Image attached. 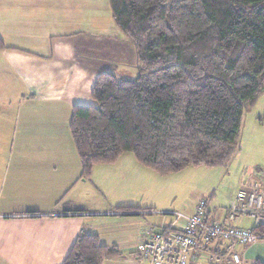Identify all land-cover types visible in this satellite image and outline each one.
<instances>
[{
	"label": "crops",
	"instance_id": "1",
	"mask_svg": "<svg viewBox=\"0 0 264 264\" xmlns=\"http://www.w3.org/2000/svg\"><path fill=\"white\" fill-rule=\"evenodd\" d=\"M74 1L0 0V36L6 44L0 48L3 66L0 85H5L6 94L12 90L9 102L16 101L17 106L0 102V118L16 117L8 126L4 125L7 121L0 119V264L64 260L82 233L97 234L102 242L118 246L121 253L105 258L103 264H146L141 262L144 260L140 256L141 244L174 219L168 221L166 216H156L175 210L156 192L140 194L141 187L130 167L138 166L135 160L122 155L117 162L109 164L111 171L118 169L122 173L116 171V176H109L110 186H106L98 173L83 178L75 153L71 152L73 160L65 151L55 150L58 140L46 135L53 134L49 131L51 121L62 119L64 126L69 122L73 106L90 99V89L104 72L112 71L124 77L138 73L136 50L123 32L114 37L103 35L102 29L108 24L99 23L102 11L97 13L100 20H96L94 14L88 15L82 8H70ZM109 5V0H104L101 9L106 16L113 17ZM93 29L98 33L92 35ZM8 70L14 73L20 87L11 86ZM83 84L88 86L86 90ZM67 129L66 125L62 132L69 144L73 138ZM62 154L65 159L69 157L74 170L70 180L81 181L90 191L108 189L116 193L117 197L106 200L108 207L93 209L90 199L64 200L71 191L67 187L46 188L47 181L55 180L61 169L58 162ZM259 181L264 183L259 178L247 185L251 187ZM231 200L224 210L215 207V216L207 208L208 219L225 222L235 198ZM197 204L189 206L185 214H193ZM234 223L253 226L246 214ZM229 245L228 239H222L207 248H199L187 264H197L203 257L215 260L210 264H224L223 257L231 255ZM233 251L240 255V264L264 262V239L243 248L237 244Z\"/></svg>",
	"mask_w": 264,
	"mask_h": 264
},
{
	"label": "trees",
	"instance_id": "2",
	"mask_svg": "<svg viewBox=\"0 0 264 264\" xmlns=\"http://www.w3.org/2000/svg\"><path fill=\"white\" fill-rule=\"evenodd\" d=\"M109 2L138 73L104 72L91 89L98 104L73 106L81 176L127 152L160 173L228 167L240 151L243 115L264 94V0ZM120 253L82 233L61 264H103Z\"/></svg>",
	"mask_w": 264,
	"mask_h": 264
},
{
	"label": "rangeland",
	"instance_id": "3",
	"mask_svg": "<svg viewBox=\"0 0 264 264\" xmlns=\"http://www.w3.org/2000/svg\"><path fill=\"white\" fill-rule=\"evenodd\" d=\"M101 6H104V0H75L73 5H70V8L74 7L80 10L82 8L85 12L89 14H94V19L100 20V11H102V20L99 23H107L108 27L103 30L104 33H107L108 36L114 37V34L120 32L122 34L121 29L117 26L113 17L106 16L105 10L101 9ZM45 7V6H44ZM46 11L49 12V9L46 8ZM109 5V10H110ZM111 13V10H110ZM76 13H74L75 15ZM79 24V23H78ZM78 29V27H77ZM100 30V31H102ZM98 30L93 29L92 35H94ZM105 31V32H104ZM96 36V35H95ZM94 38V36H92ZM95 38H98L95 37ZM94 38V39H95ZM130 44V43H129ZM90 63V62H89ZM0 67H3L0 63ZM2 71V69L0 70ZM10 75V80L13 81L11 86L15 89L20 87V83L18 82L16 76L11 70H8ZM86 85H82V88L86 90ZM88 89V88H87ZM90 89V88H89ZM5 85H0V102H9L12 96V90L6 94ZM91 91V89H90ZM6 94V96H5ZM10 94V95H9ZM4 100V101H3ZM84 105H97L98 102L90 95V99L83 100ZM16 101L9 102L12 107H17L15 104ZM17 111V109H14ZM264 117V94L260 96V98L255 102V104L248 109L243 115V125H242V133L240 137V151L237 156L231 162L228 167L223 166H214L209 167L206 165H198V166H188L180 171L170 172V173H160L155 171L154 169L142 165L136 158L133 152L124 153L123 156H128L127 159L135 160V163L138 164L137 167L130 166L132 169V174L134 179L137 181V184L141 187L139 189L140 194L146 192H156L157 196H160L163 201L168 202L170 205L175 207V210L169 211L170 213H157V217L166 216L168 221L170 218L174 217L173 212H184L187 211L189 206L193 204H197L200 200H206L207 208L209 213L214 215V208L218 207L220 210H224L232 201L231 199L235 198L236 193L243 188L248 187V182L253 181L254 179H264V121L261 119ZM71 118V117H70ZM3 121H7L6 126L10 125V120L16 119V117L12 118H0ZM52 124H49V131H52L46 134L50 137H56L58 140V146L56 149H61L60 151H65V155H71V159H73L72 151L75 153L78 164L81 166L80 157L78 151L76 149L74 140L68 144L66 143V139L63 135V132L66 125L68 126V133L71 137L70 131V120L64 126V121L62 119L51 121ZM48 124H46L47 126ZM45 126V128H46ZM62 128V130H61ZM72 138V137H71ZM68 142V141H67ZM73 144V145H72ZM70 148V149H69ZM63 156V154L61 155ZM68 158L65 159L64 156L59 158L58 164H60V171L58 170L57 175L54 177L55 180H49L46 183V188L50 187H67L70 188V193L65 197L64 200H70L74 197L76 200L81 199H90L91 204L90 207L93 209H105L108 207L106 203L107 199H112L116 193L112 190L102 189L101 192L90 191V188H87L86 185L81 183V181L75 182V180H70V173L74 172L72 169L71 161H68ZM74 160V159H73ZM128 163V162H127ZM112 163H98L94 166L93 174L98 173L99 179L102 178V182L106 186H110L108 184L109 176H116L115 172L118 169H110V165ZM129 166V165H126ZM82 167V166H81ZM107 171H105V169ZM122 173L120 171H117ZM106 174L105 177L103 175ZM110 174V175H109ZM108 175V176H107ZM58 177V178H57ZM57 178V179H56ZM135 181V184H136ZM95 184H98L97 180H94ZM134 184V185H135ZM92 185V183H90ZM99 185V184H98ZM133 185V186H134ZM83 186L86 188L83 190ZM103 187V183L100 185ZM72 188V189H71ZM64 189V188H63ZM112 189V187L110 188ZM88 190L89 192H85ZM108 191V192H107ZM110 191V193H109ZM136 191V190H135ZM152 192V193H154ZM81 203V202H80ZM62 203H60L61 205ZM159 212V211H158ZM158 218V219H159ZM99 219H101L99 217ZM47 230H51L46 228ZM242 248L247 246L243 244H239ZM63 259L61 260H48L43 262V264H61ZM147 264L145 260H142ZM215 263V260H209L207 257H203L197 264H210ZM36 264H40L36 262ZM248 264V262H247Z\"/></svg>",
	"mask_w": 264,
	"mask_h": 264
},
{
	"label": "built area",
	"instance_id": "4",
	"mask_svg": "<svg viewBox=\"0 0 264 264\" xmlns=\"http://www.w3.org/2000/svg\"><path fill=\"white\" fill-rule=\"evenodd\" d=\"M171 214H174L173 222L151 233L141 244L142 259L149 264H187L197 249L228 239L231 255L223 257L224 264H240V255L233 251L234 246L248 245L264 239V183L259 181L251 187L240 189L225 222L208 219L204 199L198 202L193 214ZM245 214L250 216L252 227L234 223Z\"/></svg>",
	"mask_w": 264,
	"mask_h": 264
}]
</instances>
